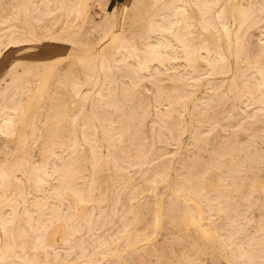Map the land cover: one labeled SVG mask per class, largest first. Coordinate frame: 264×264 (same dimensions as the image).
Masks as SVG:
<instances>
[{
	"label": "rangeland",
	"instance_id": "obj_1",
	"mask_svg": "<svg viewBox=\"0 0 264 264\" xmlns=\"http://www.w3.org/2000/svg\"><path fill=\"white\" fill-rule=\"evenodd\" d=\"M11 1L0 0V47L12 35L40 39L74 27L75 15L59 9V0H49L50 11L40 0L29 1L27 17L11 10ZM131 1L101 0L106 10L121 13L123 29L115 36L103 34L106 14L95 0L82 16L97 72L79 64L80 44H53L62 58H71L59 69L72 68L90 97L71 110L69 121L36 140L21 122L23 113H15L16 135L7 142L0 136V166L19 174V184L44 172L58 153L68 158L66 148L75 142V178L68 179L75 192L68 184L52 216L38 220L33 198L23 207L0 195L6 203L0 214L16 212L8 231L27 241L26 249L7 250L2 264L35 256L43 264H264V0H250L249 8L243 0L246 12L236 10V0H214L213 25L206 28L195 9L190 36L203 44L204 57L174 64L152 61L145 22L138 19L145 5L128 8ZM241 36L246 47L240 51ZM36 53L8 49L0 58V79L20 55L40 62ZM110 55L105 72L103 59ZM135 63L151 71L134 74ZM9 82L6 76L2 87ZM28 87L23 104L39 90L35 76ZM57 131L64 148L53 144ZM28 189L36 192V184ZM8 192L13 196L11 187ZM197 204L210 235L187 224ZM35 244L39 249H32Z\"/></svg>",
	"mask_w": 264,
	"mask_h": 264
},
{
	"label": "bare ground",
	"instance_id": "obj_2",
	"mask_svg": "<svg viewBox=\"0 0 264 264\" xmlns=\"http://www.w3.org/2000/svg\"><path fill=\"white\" fill-rule=\"evenodd\" d=\"M29 1L34 2L36 0H12L10 3L11 10L24 14V16L27 17V11L30 6ZM92 1L93 0H77L75 1V5H73L71 0H59V9H70L75 15V24L70 33L65 32L63 34H56L49 31L40 39H28V36L24 38L23 36L17 37L18 35H12L6 41L1 43L0 58L8 49L12 50L22 47L25 50L37 49L38 53L34 54L32 57L34 60L40 61L36 64L29 61L25 62L28 59L26 57L27 55H20L14 59L5 76L0 79V136L4 137V140H6L5 142H7L8 138L14 137L17 133L16 127L17 123L20 121L15 117V113H23L24 117L21 122L27 124V126L31 128L30 136L36 140H42L44 135L50 132L49 129L52 125L59 128L61 122L66 124L71 117V110L79 105L80 102L85 103L89 100L90 97L85 96L82 93L81 87L83 84L75 80L72 68L71 70L69 68L66 71H64V69H59L61 63H64L71 58L68 56L62 58L61 54L58 53L59 47L53 44H67L70 46L80 44L81 49L83 50V59L79 60V64L86 66L95 72L98 71L97 63L95 62V54L90 50H86L88 47V37L91 33L88 31H82L81 26L82 16L89 10ZM133 1L134 0L128 5V8L132 5H145V11L139 15L138 19L145 22L144 24L146 25L147 33L151 40L149 45L151 51L155 54V59H152V61L156 60V58H163L164 61L169 64H174L179 60L190 63L192 57H204L203 44L197 46L190 36L192 34V20L195 18L191 13L195 11V9L199 11V21L203 27L206 28L213 25L210 10L212 7L211 3L213 4L214 0H169V4L166 6L165 3L164 5L162 4L164 0H135V3ZM236 1V10L239 12H246L247 7L242 3L243 0ZM48 2L49 0H40V3H46L45 9L50 11L52 9L49 8ZM93 4H96L100 10L105 11L106 16L101 26V30L105 36H115L119 30L123 29V26H121L120 11L116 15L115 12L111 13L109 10H106V4L102 3L101 0H95ZM251 5V1L249 0L248 8ZM221 14L222 11L218 12L216 14L217 17H215L219 18L221 17ZM3 22L4 20L0 18V23ZM239 40V48L241 51L246 46L243 43V36L239 37ZM24 42H34L38 47L29 49L28 47H25L28 43ZM258 49H260V47ZM125 56L126 58L129 57L127 54ZM110 57L112 58V55L105 56L103 59L102 69L105 72L111 70L108 66V61L111 59ZM135 66L136 67L132 73L137 75L142 74L144 71H151V67L149 65L144 66L143 63H135ZM6 76L10 77V82L3 88L2 84L5 81ZM33 76H35L39 82V90L35 95L32 94L29 97L26 104H23V97L27 94L30 95V87H28V84ZM106 77H108L107 74ZM50 81H53V86L51 88H49ZM47 94H49V98L45 99ZM37 123H40L41 125L38 126ZM59 134L58 131L55 133V141L53 144H59L64 148L63 145L65 144L58 140L60 137ZM5 144L8 145V143ZM6 147L8 148L9 146ZM67 150L69 151L68 158H65L62 153H58L51 163L44 165V172H41L36 177L28 176L22 184H19V174L10 171L7 166H0V195L7 198L8 202L23 207L29 204V198H33V206L35 207V210L39 211L37 214L38 220H44L47 216H52L53 204L57 202L62 203L64 197L63 192L68 184L69 186L71 185V183L68 182V179L71 178L70 180H74L75 178L73 158V155L75 154V142H70L69 146L66 148V151ZM9 151H11L10 148ZM32 182L36 184V192L28 189ZM20 186H25L26 189H19L21 188ZM10 187L12 188L13 196L8 192V188ZM71 188L73 192H75L73 185H71ZM5 204L6 203L3 202L0 203L1 206H4ZM195 208L197 212L196 217H187V224L199 227L200 232L203 235H210V231L204 224L205 217L203 209L199 204H197ZM15 214L16 212L14 211L11 216H6L5 213L0 214V226L5 234V237L0 239V242H4L3 246L0 244V264L5 262L4 257L6 256V251L13 249L15 245L22 249L27 248L26 240L22 239L18 242L16 237L14 238V234L8 231L9 229L7 228V225L12 224L15 221ZM6 217L8 218L7 220L5 219ZM160 220L161 217L158 215L157 222H160ZM36 239L40 240L41 238L39 237ZM32 249L37 250L39 248L35 244ZM103 256L107 257V254H104ZM116 258L119 259L120 257L116 256ZM43 263L44 262L36 259L35 256V258H22L20 264ZM84 264L91 263L84 261Z\"/></svg>",
	"mask_w": 264,
	"mask_h": 264
}]
</instances>
